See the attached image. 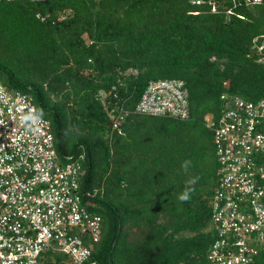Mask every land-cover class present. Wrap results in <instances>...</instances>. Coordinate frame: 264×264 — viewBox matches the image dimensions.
I'll return each mask as SVG.
<instances>
[{
	"label": "trees",
	"instance_id": "obj_1",
	"mask_svg": "<svg viewBox=\"0 0 264 264\" xmlns=\"http://www.w3.org/2000/svg\"><path fill=\"white\" fill-rule=\"evenodd\" d=\"M234 11L243 18L189 0L0 2V81L31 96L61 161L81 159V191L103 219L84 264H209L220 164L204 119L224 95L264 100V63L251 54L264 9ZM160 79L186 83L189 119L133 113L113 130L97 94L133 111ZM167 137L176 142L162 147ZM40 264L69 263L48 251Z\"/></svg>",
	"mask_w": 264,
	"mask_h": 264
},
{
	"label": "built area",
	"instance_id": "obj_2",
	"mask_svg": "<svg viewBox=\"0 0 264 264\" xmlns=\"http://www.w3.org/2000/svg\"><path fill=\"white\" fill-rule=\"evenodd\" d=\"M189 2L213 14L222 9L227 16L238 6L264 9V0ZM251 51L264 63V35L253 39ZM110 95L101 91L97 98L113 130L133 113L182 121L190 117V94L181 79L150 81L133 111L110 104ZM222 99L220 114L205 119L220 164L210 199L216 238L207 261L264 264V100ZM84 175L81 159L60 160L51 123L38 113L31 96L10 91L0 81V264H40L48 251L63 254L69 264L90 259L103 219L84 199Z\"/></svg>",
	"mask_w": 264,
	"mask_h": 264
},
{
	"label": "rangeland",
	"instance_id": "obj_3",
	"mask_svg": "<svg viewBox=\"0 0 264 264\" xmlns=\"http://www.w3.org/2000/svg\"><path fill=\"white\" fill-rule=\"evenodd\" d=\"M208 116V115H207ZM207 116L205 117V119L207 118ZM205 119H204V121H205ZM163 137H161V139H162ZM175 137H167L166 139H163L162 141H161V145H162V147L163 146H165V147H170L174 142H176L175 141ZM173 140H174V142H173ZM178 140H180L179 138H178ZM137 236H139V235H137ZM133 238H134V236H133Z\"/></svg>",
	"mask_w": 264,
	"mask_h": 264
}]
</instances>
